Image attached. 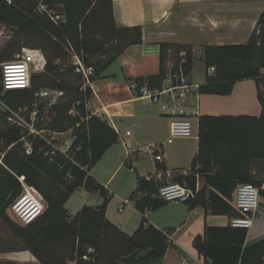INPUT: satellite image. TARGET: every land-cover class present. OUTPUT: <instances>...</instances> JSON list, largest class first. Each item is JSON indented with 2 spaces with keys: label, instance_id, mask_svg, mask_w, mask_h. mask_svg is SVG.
Segmentation results:
<instances>
[{
  "label": "trees",
  "instance_id": "1",
  "mask_svg": "<svg viewBox=\"0 0 264 264\" xmlns=\"http://www.w3.org/2000/svg\"><path fill=\"white\" fill-rule=\"evenodd\" d=\"M40 3L63 17L55 23L46 13L37 12ZM0 23L16 26L37 37L33 47L42 51L46 63L43 71L32 74L30 88L4 91L0 99L13 109L31 107L34 94L42 89L62 92L48 111L44 129L50 132L71 131L73 142L66 155H45V142L29 135L31 153L25 154L24 134L16 126L0 130V172L5 174L7 191L0 195V218L21 241L22 251L29 252L38 264H161L167 249L172 246L165 233L149 225L143 213L167 204L156 197L158 182H146L136 176V188L129 197L142 214L138 228L126 234L106 218L109 197L106 189L89 171L106 151L118 141V134L101 117L91 114L87 102L91 89L84 87V78L74 72V66L61 67L55 62L70 54L79 57L86 67L93 68L90 81L102 73L129 47L142 43L140 27H118L115 24L112 0H0ZM264 24V13L256 26ZM256 28V27H255ZM159 72L145 78L131 79L148 88L158 89L172 63L176 70L184 59L183 69L192 72L195 57L189 45L160 44ZM19 51V50H18ZM17 50L7 44L0 61L13 60ZM184 53L181 57L180 53ZM204 83L198 86L199 95L229 96L235 84L254 81L261 113L253 115H199L198 147L188 172L173 170L172 181L196 189L197 179L204 186L193 200L186 202L190 209L197 206L229 219L237 216L232 206L233 193L240 184H252L264 197L263 182L251 175L254 161L264 162V25L259 35L255 29L242 45L206 46L203 50ZM209 68H214L211 74ZM2 79V76H1ZM37 114L43 113L39 105ZM73 111V114L70 113ZM39 127V125H37ZM21 154V155H20ZM129 168L131 164L127 163ZM158 169L166 170L163 164ZM45 178L61 188L57 194L47 193L40 185ZM34 188L45 201L42 214L31 223L17 225L4 214L6 206L19 198L22 187L19 179ZM98 193L103 202L92 208L84 206L70 216L64 205L78 189ZM12 197V198H11ZM11 203V205H12ZM10 205V206H11ZM247 230L205 226L202 235L195 237L193 247L204 264H264V238L244 246Z\"/></svg>",
  "mask_w": 264,
  "mask_h": 264
},
{
  "label": "crops",
  "instance_id": "2",
  "mask_svg": "<svg viewBox=\"0 0 264 264\" xmlns=\"http://www.w3.org/2000/svg\"><path fill=\"white\" fill-rule=\"evenodd\" d=\"M112 10L118 27L141 28L142 43L127 48L101 77L92 81L87 109L114 129L118 134V141L106 151L88 175L110 194L106 218L130 235L138 228L142 214L129 197L125 198L120 194L118 185L113 184L115 172L126 165V152L122 142L129 140L133 144L140 145L164 144L163 165L166 170L171 174L173 170L186 173L197 152L198 119H192L196 121V126L190 138L176 139L166 144L170 120L160 114L157 106L138 99L128 88L127 82L159 72L160 44L192 46L195 60L199 56L203 63V50L206 46L247 43L264 13V0H112ZM170 67L169 61L167 69ZM205 72L204 66V79L198 84L194 83L192 72L189 74V81L197 85L203 84ZM245 81L254 83L252 80ZM255 96L257 99V88ZM220 97L227 96L199 95L198 114L214 116L242 114L225 113L228 108L227 100H219L222 99ZM257 102L261 107L258 99ZM200 110H203L202 113ZM260 113H256V116ZM127 131L130 132L129 137L125 136ZM133 157L135 156L131 157V168L135 176H142L138 168L132 164L133 159H136ZM99 163H104L109 174L103 175L96 169ZM113 166L116 168L111 171ZM152 166L153 168L151 167L145 175L153 173L157 164L154 162ZM251 175L255 181L263 182L262 189H264V162L254 161ZM164 180L172 181V177L164 176ZM196 185L200 190L204 186L203 179L198 178ZM124 200H128V204H123ZM115 201H117L116 209L113 207ZM102 202L103 199L98 206ZM143 216L149 225L171 232L172 246L167 249L161 264H204L203 258L193 247L195 237L203 234L205 226L224 227L230 222L226 216L212 215L201 206L190 209L187 204L180 202H170L153 211L146 209ZM262 238H264V197L259 196L244 246H249ZM26 255V253L21 254L11 259L28 264L31 260Z\"/></svg>",
  "mask_w": 264,
  "mask_h": 264
},
{
  "label": "built area",
  "instance_id": "3",
  "mask_svg": "<svg viewBox=\"0 0 264 264\" xmlns=\"http://www.w3.org/2000/svg\"><path fill=\"white\" fill-rule=\"evenodd\" d=\"M39 6V11L46 13L55 23L63 19L62 16L57 15L53 10H50L47 5L40 3ZM263 25L264 24L256 26V35L261 34ZM71 55L73 57L72 65L74 66L75 73L81 74L84 78L83 88H90L92 84L90 77L93 75V68L84 66L79 57L73 54ZM183 55V52L180 53L181 57ZM34 61V57L24 55L21 59L18 58L17 61L4 63L2 65L1 80V85L4 91L29 89L31 78L30 65L33 64ZM183 62L184 59L181 60V63H179L176 70H168L161 87L158 89L148 88L146 82H143L142 84H138L133 80L127 82L128 88L138 99L157 106L160 114L170 120L169 137L166 140V144H170L176 139L190 138L193 134L192 119H198L199 117V85L189 81V75H187L183 69ZM170 68H172V63ZM213 71L214 68H209L207 73L211 74ZM261 74L264 76V69L261 71ZM62 94V92L55 90H40L34 94L35 99L32 105L33 107H36L37 103L41 100L50 101L54 104ZM70 113L73 114V111H70ZM36 119L37 110H33L27 127L29 128V135L38 137L45 142V147L40 148L39 151L42 152L46 148L45 155L53 156L57 153L66 155L72 146L74 138L71 136L70 139L65 141L63 149L59 148L57 146V141L59 140V136L64 135V133L49 131L48 137L44 138L38 131L33 129ZM125 136L129 137L130 132H125ZM122 145L126 152V161L129 164H131L132 156L149 157L157 165L163 164L164 144L140 145L133 144L129 140H126L122 142ZM31 151V145L26 143L25 153L28 155ZM164 176L169 178L172 177V174L167 170H161L156 167L153 173L141 177L146 182L154 181L159 183L156 197L164 202L186 203L195 198L196 193L198 192L197 185L196 189L193 191L185 185L164 180ZM108 197L110 198V194H108ZM232 197V204L238 215L230 219V226L233 228L248 230L252 225V216L258 205L259 191L252 184H240L237 185ZM122 203L128 204V200H124ZM11 208L15 215L23 221L25 225L38 218L44 210L40 202L29 193L22 194L17 198L12 203ZM121 210L122 209L120 208L119 211ZM165 234L167 241L172 244L171 234Z\"/></svg>",
  "mask_w": 264,
  "mask_h": 264
},
{
  "label": "rangeland",
  "instance_id": "4",
  "mask_svg": "<svg viewBox=\"0 0 264 264\" xmlns=\"http://www.w3.org/2000/svg\"><path fill=\"white\" fill-rule=\"evenodd\" d=\"M40 6L37 7V12L39 11ZM40 12V11H39ZM37 37L32 36L31 34L24 32L22 29L16 26H5L0 23V53L6 48L7 44H12L14 48L17 50L15 53L13 60L8 62L17 61V59H21L22 56H32L34 57V63L30 65L31 68V75L38 74L43 71L44 65L46 63V59L41 50L33 47V43L37 42ZM19 50V51H18ZM73 57L70 56L65 60H57L55 63L61 67V71L65 70L67 66H73ZM7 62L0 61V85H1V76H2V65ZM75 72V71H74ZM192 79L194 83H199L204 79V66L202 61L197 56V59L194 62L193 70H192ZM45 90V89H42ZM51 90V89H48ZM256 86L251 81H239L236 85L235 91L230 97H220L222 99L219 100H227L226 105H228L225 113H242L240 115H253L256 116V113H260L261 107L257 102L255 96ZM219 98V97H217ZM1 100V99H0ZM59 101V100H58ZM2 102V104H1ZM0 102V130H5L6 125L8 126H16L21 129V132L24 134V152L26 143L30 144L28 141L29 137V128L27 124L30 122V115L33 110H39V105L44 107L43 113L39 116L37 114V119L34 122L33 129L38 131L42 137L47 138L49 131L44 129V126L48 122V109L50 108L52 102L41 100L37 103L36 107L25 106L19 109H13L5 104L3 101ZM55 104V103H54ZM245 104V105H243ZM5 105V107H4ZM241 105V106H240ZM239 106V107H236ZM245 106V107H243ZM201 113L203 110H200ZM216 111V110H214ZM216 113V112H213ZM244 113V114H243ZM211 115V114H208ZM193 130H195L196 121H192ZM39 125V127L37 126ZM132 130V128H130ZM72 136L71 131L65 132L64 135L59 136V140L57 141V146L59 148L64 147V143L67 139H70ZM1 146V144H0ZM120 146V145H119ZM121 148V147H119ZM2 152H0L1 154ZM26 154V153H25ZM21 155V154H20ZM2 157V154H1ZM136 157V156H135ZM133 157V158H135ZM133 166L138 168L140 175H145V173L153 168L154 161L149 157H136L133 159ZM0 165L1 161H0ZM116 166H113L111 171H113ZM96 169L99 170L100 173L103 175L109 174V170L104 166V163H99L96 166ZM135 173L132 168H129L126 164L125 167L121 170H117L114 174L113 184L118 185L120 194L125 198L130 197L131 194L134 192L136 188L135 184ZM40 185L42 186L43 190L47 193L57 194L61 191V188L58 186H53L50 184L45 178L40 179ZM170 181V180H169ZM19 182L22 187V194H31L33 195L43 206L46 207L45 201L41 197V195L34 189L27 186L23 179H19ZM7 191L6 181H5V174L3 171L0 172V195H4ZM131 193V194H130ZM126 195V196H125ZM129 195V196H128ZM124 197L122 199H124ZM12 198V197H11ZM15 198L11 199V202L6 206L4 214L8 216V218L17 225H23L24 222L21 221L14 213L11 208V203ZM102 197L100 195H95L93 193L87 192L84 189L80 188L76 190L70 198L65 203L64 207L67 210L70 216L75 215L80 209L84 206L95 208L98 206L101 201ZM117 201L113 203V207L116 209ZM170 204V203H168ZM116 213V210L114 211ZM27 254L29 256L30 263L28 264H38L35 258L27 251H22L21 241L14 235L13 231L7 226L5 223L2 222L0 218V264H23L16 261H12L17 256L21 254ZM12 258V259H11ZM11 260V261H10ZM32 262V263H31Z\"/></svg>",
  "mask_w": 264,
  "mask_h": 264
}]
</instances>
